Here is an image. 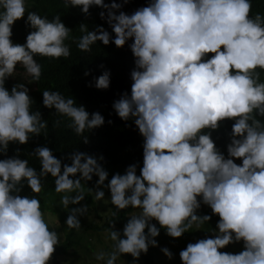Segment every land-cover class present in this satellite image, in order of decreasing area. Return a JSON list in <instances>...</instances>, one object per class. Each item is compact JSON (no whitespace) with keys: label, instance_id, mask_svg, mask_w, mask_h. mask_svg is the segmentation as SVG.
Wrapping results in <instances>:
<instances>
[{"label":"clouds","instance_id":"clouds-1","mask_svg":"<svg viewBox=\"0 0 264 264\" xmlns=\"http://www.w3.org/2000/svg\"><path fill=\"white\" fill-rule=\"evenodd\" d=\"M63 2L65 8L79 7L84 15L92 6L104 9L115 35L112 40L102 27L90 32L81 24L80 51H91L98 41L107 46L111 40L117 48L132 41L131 92L122 94L113 110L122 121L134 122L144 141L143 162L139 176V165L132 164L123 175H113L107 188L117 213L128 208L139 211L129 215L123 239L112 230L113 223L106 229L113 248L95 253L97 264H116L122 255L138 260L150 246L157 247L159 230L150 221L173 239L194 226L199 229L211 219L197 215L201 205L219 217L217 230H212L214 238L189 243L179 253L181 264H264V124L253 116L264 117V82L257 71H264V15L250 16L251 0H150L131 15L120 11L123 4L104 0ZM25 5L26 0H0V154L4 155L10 143L27 144L48 127L41 113L32 110L34 102L25 84L9 91L6 80L21 65L27 76L39 81L42 70L36 56L71 55L65 41L72 30L60 15L49 20L28 12ZM26 12L25 23L32 31L23 45L14 44L12 26ZM100 18H105L104 11ZM94 86L108 89L110 73L96 78ZM42 96L43 107L67 117L68 127L84 144L88 143L84 133L105 122L101 114L90 115L57 91L44 90ZM225 120L235 121L227 158L211 138ZM19 155L17 150L14 157L0 160V264H49L60 235L49 228L39 199L20 193L25 186L40 193L42 180L51 176L55 192L64 194L59 204L68 209L84 200L82 181L96 176L99 189L108 173L99 163L102 156L83 152L70 154L71 164L62 170V161L48 147H38L32 155L40 162L39 172ZM237 159L240 165L234 162ZM104 195L99 190L94 197L101 201ZM86 212V207L73 209L67 228L79 230L77 217ZM241 242L239 253L220 251ZM162 252L172 259L167 248Z\"/></svg>","mask_w":264,"mask_h":264},{"label":"trees","instance_id":"trees-1","mask_svg":"<svg viewBox=\"0 0 264 264\" xmlns=\"http://www.w3.org/2000/svg\"><path fill=\"white\" fill-rule=\"evenodd\" d=\"M28 12L38 13L41 16H47L51 20L57 14L60 15L61 22L72 30L71 42L68 44L71 55L67 58L50 59L46 57L36 56L37 63L41 65L42 75L39 81H34V89H29V96L33 100V111L41 113L42 120L47 121V129L41 132L40 136L31 138L27 144L20 145L17 143H10L7 154H0V160L12 158L19 150V158L21 160L27 159L29 166L40 171L39 160L32 155L34 150L38 147H48L53 155L62 161V170L64 164H71L67 157L73 152H83L95 157H103L99 161L101 166L108 173V178L119 173L123 175L125 170L132 164H138L137 175L140 174V167L143 162V138L140 136L138 129H136L132 120L122 121L113 110V103L120 99L125 92H131L130 73L134 69V59L130 51L129 45L132 43L129 40L124 47L117 48L110 40V43L105 46L102 42H97L91 46V51L82 52L77 48V41L84 33L79 29L81 24H85L90 32L102 27L107 31L112 40L115 39L111 27L106 22L107 12L97 6L89 8V14L84 15L79 7H64L63 0H26ZM150 0H104L105 4H123L120 11L131 15L137 9L145 7ZM252 10L250 16L254 17L257 13L264 15V0H251ZM105 12V18H100V13ZM119 15V12L116 13ZM27 18H22L14 23L12 26L11 40L14 44L23 45L26 42V37L32 31L25 23ZM211 54H209L210 58ZM105 71L110 73V86L106 90L97 89L94 86V80L101 76ZM260 71L261 82H264V71ZM88 73V75H85ZM18 84L11 78L5 82V88H11ZM44 90L57 91L62 96L73 98L77 106H83L91 115L92 113H99L104 118V124L91 132H85L84 135L88 137V143L82 142V137L77 136L75 132L68 127L71 121L64 116L55 113V109H47L43 107ZM253 116L264 124V117ZM59 121V124H57ZM235 121L225 120L221 122L220 127L211 132V138L215 142L217 149L227 156V145L230 143V134ZM238 165L241 161L237 159ZM79 178V174L75 179ZM98 177L93 176L91 181H82L83 191L86 201L90 202V195L88 189L95 192L97 189ZM107 181V180H106ZM42 191L40 193H31L27 186L24 187L21 196L29 195L35 196L39 199L41 204V211L43 213H52L60 219L61 222L66 223V218L62 213L68 216L66 208L58 205V200L63 193L57 194L54 190V178L49 176L42 180ZM71 193L70 195H76ZM75 205H69L73 208ZM137 209H124L118 213L113 205H111V215L107 222L103 223L101 227L95 225L89 226L94 231L106 232V229L113 223V231L121 234L123 239V228L129 220V215ZM115 213V214H114ZM197 215H209L210 221L202 225L206 229L214 230L216 228L215 218L212 219L211 209L206 205H201L197 211ZM159 230V235L155 238L156 243L159 241L170 239L166 235V231L160 228L157 222L151 223ZM82 226V225H81ZM66 239L56 247L55 252L51 257V264H60L58 258L65 256L67 252L77 243L73 236L74 229H69L66 226ZM147 233V229L145 230ZM191 232H187L182 237H189ZM180 237V238H182ZM177 239V238H176ZM158 251L155 247H149L146 254H141L138 260L133 259L131 255H124L128 263L138 262L139 264H158L156 254Z\"/></svg>","mask_w":264,"mask_h":264},{"label":"rangeland","instance_id":"rangeland-1","mask_svg":"<svg viewBox=\"0 0 264 264\" xmlns=\"http://www.w3.org/2000/svg\"><path fill=\"white\" fill-rule=\"evenodd\" d=\"M26 10L27 9V2H26ZM23 18H27V12ZM71 42V35L69 39L65 41L68 45ZM12 80L17 82L18 84L24 83L25 86L32 90L34 89V81L31 77L25 74V69L21 65H17V68L13 74V77H10ZM227 158V156L225 157ZM237 165V160L234 161ZM112 177L108 178L105 181V184L101 186L96 191L102 190L104 191V199L101 201H97L94 197L95 192L90 195V202L82 200L80 204L75 205L73 208L68 207L66 211L69 213L76 208H87V212L84 215L78 216V220L80 222L81 228L79 230L74 229L73 236L76 238L77 243L73 245V247L67 252L65 256H61L58 258L60 264H97L94 259V254L100 251L110 252L113 248L114 242L110 239H107L106 232H97L89 228L91 225H95L97 227H101L103 223L107 222L108 218L111 215V203H110V192L107 188L108 183L110 182ZM60 199L58 200V205ZM109 201V203L107 202ZM139 211L134 210L133 212ZM132 212V213H133ZM45 220L49 224V228L51 230L56 231L60 235L61 243L66 239V223L61 222L58 216L52 213H44ZM63 217L68 218L67 215L63 214ZM215 218L216 224L219 221L218 216H212V219ZM156 221H150V224ZM215 228L213 231H216ZM193 233L189 237H182L177 238L174 240L165 239L159 241L157 247L155 249L158 251L156 254L158 264H181L179 253L184 250L189 243H195L198 240L207 239V238H214L212 234V229H206L205 227L201 226L199 229H196L195 226L193 228ZM60 243V244H61ZM167 248L171 254L172 259H168L164 256L162 249ZM243 250V244H232L227 246L224 249H221L222 252H230L233 254L239 253ZM51 264V260L49 261ZM116 264H139L138 262L128 263L126 257L122 255L120 259L116 261Z\"/></svg>","mask_w":264,"mask_h":264}]
</instances>
